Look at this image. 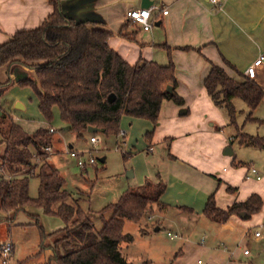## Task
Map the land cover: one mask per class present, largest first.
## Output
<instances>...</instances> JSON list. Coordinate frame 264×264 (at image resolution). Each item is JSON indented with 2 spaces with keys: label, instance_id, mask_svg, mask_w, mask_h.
I'll list each match as a JSON object with an SVG mask.
<instances>
[{
  "label": "crops",
  "instance_id": "0c3cea01",
  "mask_svg": "<svg viewBox=\"0 0 264 264\" xmlns=\"http://www.w3.org/2000/svg\"><path fill=\"white\" fill-rule=\"evenodd\" d=\"M151 1L159 10L152 12L149 31L125 18L127 10L140 8L141 0L60 1L61 12L69 20L110 32L108 48L128 65L139 60L174 64L175 92L183 105L164 100L154 127L143 119L123 117L120 121L122 140L128 147L126 159H131L126 177L138 185L146 181L165 185L159 207L153 210L159 216L155 232L168 225L176 233L166 235L180 241L171 264H262L264 235L259 233L257 238L254 234L264 229V178L250 176L248 166L252 164L263 176L264 166L241 163L236 157L231 143L237 128L235 133L222 132L229 124L203 82L210 63L237 78L225 62L245 75L264 54V0H216L217 6L210 0ZM51 12L49 0H0V45L18 31L37 28ZM6 69L0 68V85L7 79ZM9 76V85L0 87V98L19 82L34 78L31 70L19 65L10 67ZM253 81L264 89V64ZM22 106L12 108L9 115L13 118L24 111L26 106ZM229 151L230 155L225 154ZM252 195L261 199V208L248 219L231 215L216 223L203 213L211 197L218 209L225 210Z\"/></svg>",
  "mask_w": 264,
  "mask_h": 264
},
{
  "label": "trees",
  "instance_id": "16d2710c",
  "mask_svg": "<svg viewBox=\"0 0 264 264\" xmlns=\"http://www.w3.org/2000/svg\"><path fill=\"white\" fill-rule=\"evenodd\" d=\"M60 1L49 0L52 12L40 26L18 31L0 45V68L6 66L8 76L0 87L9 85L11 66L31 70L34 78L18 84L30 85L37 110L47 124H51L57 115L64 129L78 140L83 139L89 126L97 128V133L116 136L123 117L147 120L154 127L164 100L183 105V100L175 92L172 61L165 66L144 60L128 65L108 48L106 41L110 32L69 20L61 12ZM225 64L237 78L210 63L203 82L209 98L225 113L229 125L235 124L233 102L236 99L248 108L246 119L255 120L252 112L264 100V89L227 62ZM167 86L171 91L166 90ZM111 94L115 99L109 103ZM4 123V127H0V144L4 146L0 154V168L4 172L0 175V211L10 215L35 207L45 215L61 219L63 233L54 242L53 260L56 264H133L123 253L133 240L129 234L122 233L124 221L140 222L153 204H159L165 185L161 181L156 184L146 181L142 186L126 190L115 204L99 213L111 211L112 215L103 220L102 229L95 232L91 221L93 216L68 203L69 195L63 189L64 179L47 162L49 157L43 149L53 144L49 128H39L28 134L11 120ZM236 139L240 146L264 150V138L237 129ZM126 156L124 154L123 159ZM31 177L38 180L35 198L28 194ZM260 208L261 199L256 195L225 210L218 209L211 197L203 213L210 221L222 223L231 215L248 219Z\"/></svg>",
  "mask_w": 264,
  "mask_h": 264
},
{
  "label": "rangeland",
  "instance_id": "374dc122",
  "mask_svg": "<svg viewBox=\"0 0 264 264\" xmlns=\"http://www.w3.org/2000/svg\"><path fill=\"white\" fill-rule=\"evenodd\" d=\"M18 102L24 104L26 109L16 113L12 118L9 115L10 111ZM233 103L236 110L235 124L222 128V132L225 135L235 133L237 128L245 134L264 138V101L252 112V118L255 120L246 119L248 108L240 99L234 100ZM221 112L226 124H229L225 113ZM0 116L2 117L0 127H4V122L11 120L17 122L28 134H32L39 128H54L53 153L48 154L47 162L54 165L64 179L63 189L69 195L68 203L79 207L85 214L93 216L91 221L95 232L100 231L103 220H108L112 215L111 211L99 214L105 207L115 204L121 195L132 187V184L137 185L136 187L143 185L134 184V181L126 177L127 171H130L128 165L131 159H123V155L128 150L127 146L120 144V149L117 150V142L123 141L121 137H116L119 133L116 136L86 133L83 139L78 140L64 129V125L57 116H54L51 124H47L37 110L28 83L17 84L5 92L0 98ZM215 126L219 127L217 124ZM90 136L97 139L95 145L89 143ZM69 145L78 151L91 150L96 160L95 165L86 170L76 167L74 160L63 154ZM231 146L241 163L252 161L257 167L264 166V150L241 147L237 139L233 140ZM3 149L4 146L0 144V154ZM102 157L105 161L100 163L99 159ZM137 163V167L140 168L141 162L137 161ZM35 172L37 173V169ZM1 174L4 172L0 168ZM5 177L7 179V174ZM37 192L38 180L36 177H31L28 194L31 198H35ZM158 207L159 205L153 204L138 223L124 221L122 233L129 234L133 240L123 249V253L133 264H142L143 261L151 262V264H171L176 257V245L180 241L170 240L166 235L168 231L172 235L176 232L165 224L155 232L159 216L154 214V210ZM63 227L64 223L61 219L45 215L40 208L27 207L14 214L10 213L9 217L0 211V243L8 241L14 246L7 264H56L53 260L54 242L62 236ZM140 230L143 232L146 230L148 234H141ZM259 233L264 235V229H259ZM57 250L62 253L60 247ZM263 256H261L262 264H264Z\"/></svg>",
  "mask_w": 264,
  "mask_h": 264
},
{
  "label": "built area",
  "instance_id": "2783aa9c",
  "mask_svg": "<svg viewBox=\"0 0 264 264\" xmlns=\"http://www.w3.org/2000/svg\"><path fill=\"white\" fill-rule=\"evenodd\" d=\"M210 2L214 5H218L216 0H210ZM159 8L155 6H151L148 9H141V8H135V9H129L125 13V18L135 24L141 25L142 29L144 31H149L152 29L153 21H152V12L157 11ZM162 14L166 15L167 11L162 10ZM264 64V54L259 55L253 63L246 69L245 76L249 80H255L257 76V71L263 66ZM49 132L53 133L54 128H49ZM119 134L116 136L123 138L124 131L119 130ZM89 143L92 145H95L97 143V139L95 137L89 138ZM120 144L124 145V142L121 143L117 142V150L120 149ZM148 150H151V148H148ZM44 153L51 154L53 153L52 147L48 146L43 149ZM66 156H68L70 159L74 160L76 167H78L81 170H86L88 167H92L95 165L96 160L92 155V151H78L74 150L73 148H69L63 153ZM248 173L250 176L254 177L256 180H262L264 176L256 169L255 166L252 164L248 166ZM168 236L171 237V235L168 233ZM255 237H260L259 232H256L254 234ZM13 251V244L11 242H5L2 243L0 246V252H1V258L0 262L2 264H7L9 257L11 256ZM244 254H248V251H244Z\"/></svg>",
  "mask_w": 264,
  "mask_h": 264
},
{
  "label": "water",
  "instance_id": "95a60500",
  "mask_svg": "<svg viewBox=\"0 0 264 264\" xmlns=\"http://www.w3.org/2000/svg\"><path fill=\"white\" fill-rule=\"evenodd\" d=\"M153 4V2L151 0H141L140 2V8L141 9H148L149 7H151V5ZM166 90L167 91H171V87L170 86H167L166 87ZM115 99V96L113 94L109 95L108 96V102L109 103H112ZM15 108H18V109H23V106L21 103H16L15 105ZM88 133L90 134H94V133H97L99 130L97 128H94V127H91L89 126L86 130ZM69 148H71V146H69ZM225 154H229L230 155V151L229 152H225ZM103 158L99 159V162L102 163L103 162Z\"/></svg>",
  "mask_w": 264,
  "mask_h": 264
}]
</instances>
